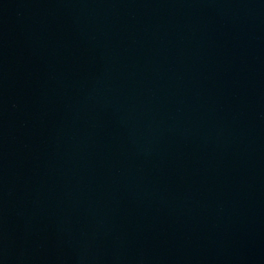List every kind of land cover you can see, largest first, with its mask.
Returning <instances> with one entry per match:
<instances>
[{"label": "water", "instance_id": "obj_1", "mask_svg": "<svg viewBox=\"0 0 264 264\" xmlns=\"http://www.w3.org/2000/svg\"><path fill=\"white\" fill-rule=\"evenodd\" d=\"M0 264H264V0H0Z\"/></svg>", "mask_w": 264, "mask_h": 264}]
</instances>
